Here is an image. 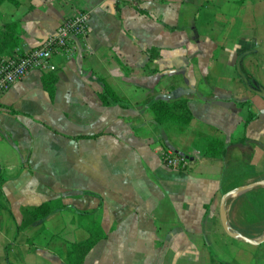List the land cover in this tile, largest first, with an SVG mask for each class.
<instances>
[{
	"label": "crops",
	"instance_id": "crops-1",
	"mask_svg": "<svg viewBox=\"0 0 264 264\" xmlns=\"http://www.w3.org/2000/svg\"><path fill=\"white\" fill-rule=\"evenodd\" d=\"M18 3L0 6V38L8 24L22 29L10 56L78 13L90 19L72 56L57 54L53 71L0 97V264H67L94 222L106 239L84 264H264V244L230 237L220 218L232 168L246 170L242 186L264 180V0ZM104 83L123 105L104 106ZM180 99L191 124L159 125L153 102ZM212 139L227 146L226 161L203 156ZM164 150L189 167L168 168ZM248 192L229 198V225ZM45 203L52 214L36 220ZM255 216L264 220V208Z\"/></svg>",
	"mask_w": 264,
	"mask_h": 264
},
{
	"label": "trees",
	"instance_id": "trees-1",
	"mask_svg": "<svg viewBox=\"0 0 264 264\" xmlns=\"http://www.w3.org/2000/svg\"><path fill=\"white\" fill-rule=\"evenodd\" d=\"M5 2H10L15 6H18L19 4L18 0H0V6ZM21 34L22 29L20 23H11L6 25L5 32L0 38V57L6 55L10 56V54H8L10 51L13 52L20 47L22 43ZM56 82V76H52L49 81H46L45 86L51 96L54 95V85ZM100 98L104 106L124 104V102L106 83H104L103 92L100 94ZM188 104V99H180L174 102L158 100L153 102L150 108L153 112L155 121L159 125L187 128L193 119V115ZM253 119L254 115L251 114L247 123H250ZM203 156L208 158H220L226 161L228 156L227 146L221 140L212 139L209 141ZM228 165L229 162H226V166ZM52 212V204L45 203L36 208L32 212V215L36 220H43L50 216ZM79 214L83 215L85 213ZM104 239H106V234L103 232L101 225L94 222L90 229V238L88 240L82 243H72L69 245L66 253L67 264H84L87 256L92 252L95 246Z\"/></svg>",
	"mask_w": 264,
	"mask_h": 264
},
{
	"label": "built area",
	"instance_id": "built-area-1",
	"mask_svg": "<svg viewBox=\"0 0 264 264\" xmlns=\"http://www.w3.org/2000/svg\"><path fill=\"white\" fill-rule=\"evenodd\" d=\"M89 15L78 13L63 21L55 36L50 37L39 47L24 54L6 57L0 60V97L15 83L24 80L33 71L50 72L54 70V56L65 53L72 56L76 50V41L88 33ZM165 165L173 170H186L190 159L173 150L163 151Z\"/></svg>",
	"mask_w": 264,
	"mask_h": 264
},
{
	"label": "rangeland",
	"instance_id": "rangeland-1",
	"mask_svg": "<svg viewBox=\"0 0 264 264\" xmlns=\"http://www.w3.org/2000/svg\"><path fill=\"white\" fill-rule=\"evenodd\" d=\"M200 144L201 143H199V145ZM200 146H202V145H200ZM190 163H191V161H190ZM177 171H181V170H177ZM230 173H233L232 177L230 179V180H233V183H232L233 185H231V186L226 185L225 190L226 191L230 190V192H231V191L236 190L238 187L242 186V184H241L242 178L245 175L246 170L241 171L239 168L238 169L232 168V171ZM258 190H260V188H256V189L248 192L249 196H248L247 202L246 203H240V205H239L240 208H239V206H237L234 210H232V212H231L232 224L230 225L231 228H234L236 230L245 231L249 235L254 236L255 238H260L264 234V220L258 219L255 216V213H257V211L259 209L264 208V204H261L262 199H258V197H261V196L256 194ZM253 198L255 200H253ZM252 203H255L254 204L256 207L255 211L252 209L253 207H251ZM231 264H234V263H231Z\"/></svg>",
	"mask_w": 264,
	"mask_h": 264
},
{
	"label": "water",
	"instance_id": "water-1",
	"mask_svg": "<svg viewBox=\"0 0 264 264\" xmlns=\"http://www.w3.org/2000/svg\"><path fill=\"white\" fill-rule=\"evenodd\" d=\"M259 187H264V180H259V181H255L253 183H250L248 185L240 186L236 190L224 194V196L221 200V204H220V218H221V222H222L224 231L230 237L240 239V240L244 241L245 243L251 244L253 246H260V245L264 244V235H262L259 239H252V238H249L245 235H242V234L236 232L234 229H232L231 226L229 225L226 204H227V201L229 200L230 197H232L234 195H239V194L251 191V190H254V189L259 188Z\"/></svg>",
	"mask_w": 264,
	"mask_h": 264
}]
</instances>
